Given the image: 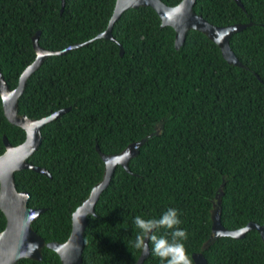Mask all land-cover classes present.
Instances as JSON below:
<instances>
[{
	"label": "trees",
	"instance_id": "trees-1",
	"mask_svg": "<svg viewBox=\"0 0 264 264\" xmlns=\"http://www.w3.org/2000/svg\"><path fill=\"white\" fill-rule=\"evenodd\" d=\"M174 6L180 0H162ZM195 0L193 10L225 26L251 23L234 32L229 45L243 66L228 63L218 45L190 29L179 48L174 29L161 25L149 6L129 8L112 26L115 41L95 39L51 56L31 73L17 99V114L40 119L68 108L40 128L41 141L13 173L26 207L42 209L30 223L45 243L64 242L70 215L101 180L103 155L119 153L159 126L127 162L116 166L86 217L82 264H135L137 215L159 218L178 210L188 238L187 254L201 252L207 264H264V243L255 229L240 238L210 235L211 199L218 193L219 220L227 229L264 224V0ZM115 0H0V74L8 89L35 59L39 47L60 51L105 31ZM2 137L11 146L24 139L0 103ZM220 187V188H219ZM219 188V189H218ZM5 219L0 212V232ZM160 229L158 234H166ZM150 251L141 264H163ZM16 264H61L42 247L40 260Z\"/></svg>",
	"mask_w": 264,
	"mask_h": 264
},
{
	"label": "water",
	"instance_id": "water-1",
	"mask_svg": "<svg viewBox=\"0 0 264 264\" xmlns=\"http://www.w3.org/2000/svg\"><path fill=\"white\" fill-rule=\"evenodd\" d=\"M60 1V13H62L64 0ZM234 1L242 6L239 0ZM194 2L195 0H180L178 4L169 6L162 0H115L114 9L105 31L98 34L95 38L83 43L70 45L60 51H51L39 47L37 43L39 33L37 32L31 39L35 59L22 70L18 77L16 87L12 90L8 89L0 74V103L2 114L10 125L20 128L24 133L23 141L16 146H11L5 137H2L4 151L0 154V212L5 219V225L0 232V264H16L20 259L39 261L42 247L54 252L60 259L61 264H82V236L86 226V217L94 215V204L99 194L108 185L114 168L119 166L128 171L127 162L136 154L138 146L153 134L157 133V131H153L137 141L130 142L119 153L114 155H103L95 146V151L103 165L101 180L90 188L87 197L72 211L70 215V231L67 239L62 243L47 242L44 244L43 240L30 227V223L43 210L26 207L28 194L24 191L17 192L15 190L13 173L20 170H31L50 178V175L44 169L27 163L26 159L40 144V128L67 112L68 108L57 110L38 120L29 119L24 115H18L17 99L23 91L26 78L46 58L64 55L69 51L88 45L95 39L115 41L119 46V53L122 55L123 48L121 44L112 36V26L123 11L141 6L153 8L161 19V25H169L174 29V44L176 48H179L183 43L186 32L190 29H195L203 32L218 45L223 58L228 63L243 66L231 50L229 39L234 32L240 31L251 23H233L225 26L214 25L193 10ZM211 205L212 209L209 214L211 221L209 229L210 235L205 245L210 244L214 238L219 236L243 237L246 231L250 229L257 230L264 243V224L248 221L243 227L227 229L221 225L219 220L220 208L218 193H215L211 199ZM147 255L148 253H144L141 250L135 264H141ZM191 257L194 264H207V260L201 252H193Z\"/></svg>",
	"mask_w": 264,
	"mask_h": 264
},
{
	"label": "clouds",
	"instance_id": "clouds-1",
	"mask_svg": "<svg viewBox=\"0 0 264 264\" xmlns=\"http://www.w3.org/2000/svg\"><path fill=\"white\" fill-rule=\"evenodd\" d=\"M133 223L139 229L134 240L136 249L148 253L151 244V252L159 257L163 264H192L183 243L188 238L187 231L179 227L182 221L177 209L168 208L159 218L145 219L137 215ZM162 228L168 232L158 234Z\"/></svg>",
	"mask_w": 264,
	"mask_h": 264
},
{
	"label": "rangeland",
	"instance_id": "rangeland-1",
	"mask_svg": "<svg viewBox=\"0 0 264 264\" xmlns=\"http://www.w3.org/2000/svg\"><path fill=\"white\" fill-rule=\"evenodd\" d=\"M158 130H159V126L156 125L154 131H157L158 132Z\"/></svg>",
	"mask_w": 264,
	"mask_h": 264
}]
</instances>
